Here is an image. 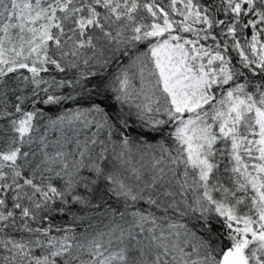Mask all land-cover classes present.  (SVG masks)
<instances>
[{
	"label": "snow or ice",
	"instance_id": "obj_1",
	"mask_svg": "<svg viewBox=\"0 0 264 264\" xmlns=\"http://www.w3.org/2000/svg\"><path fill=\"white\" fill-rule=\"evenodd\" d=\"M0 264H264V0H0Z\"/></svg>",
	"mask_w": 264,
	"mask_h": 264
}]
</instances>
